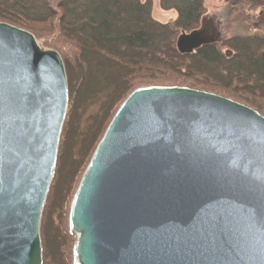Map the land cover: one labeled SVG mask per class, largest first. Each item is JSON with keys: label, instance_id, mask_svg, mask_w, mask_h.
I'll use <instances>...</instances> for the list:
<instances>
[{"label": "water", "instance_id": "1", "mask_svg": "<svg viewBox=\"0 0 264 264\" xmlns=\"http://www.w3.org/2000/svg\"><path fill=\"white\" fill-rule=\"evenodd\" d=\"M69 97L60 53L0 22V264H43ZM95 150L71 204L75 264H264L260 113L192 88H140Z\"/></svg>", "mask_w": 264, "mask_h": 264}, {"label": "trees", "instance_id": "2", "mask_svg": "<svg viewBox=\"0 0 264 264\" xmlns=\"http://www.w3.org/2000/svg\"><path fill=\"white\" fill-rule=\"evenodd\" d=\"M205 1L158 0L162 11L176 12L163 24L153 17V0H0V22L33 32L42 47L58 51L69 84L70 109L40 229L43 264H74V194L115 113L135 90L192 88L264 117V34L182 51L183 36L201 26ZM252 1L260 9L252 28L264 31V0Z\"/></svg>", "mask_w": 264, "mask_h": 264}, {"label": "rangeland", "instance_id": "3", "mask_svg": "<svg viewBox=\"0 0 264 264\" xmlns=\"http://www.w3.org/2000/svg\"><path fill=\"white\" fill-rule=\"evenodd\" d=\"M153 3V17L160 23L165 24L166 22H169L176 18V12L162 11L158 0H153ZM204 6L206 14L201 20V26L197 31L198 34H194L191 36H189L190 34H188L187 37H183L181 39L180 46L182 51L189 52L200 45V43H211L214 40L222 41V39H231L233 37L244 38L253 37L258 33L264 34L263 29L252 28V25H254L255 22L258 21V17L260 14V9H257L254 6V1L252 0H206ZM94 107L95 105L93 106L92 104L91 107L88 108V115L91 113ZM69 109L70 106L68 108L67 115L69 113Z\"/></svg>", "mask_w": 264, "mask_h": 264}]
</instances>
